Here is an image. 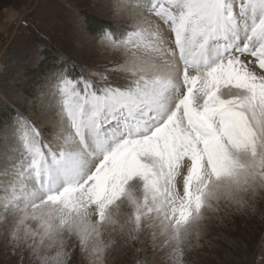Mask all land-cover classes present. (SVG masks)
<instances>
[{"label": "snow or ice", "instance_id": "obj_1", "mask_svg": "<svg viewBox=\"0 0 264 264\" xmlns=\"http://www.w3.org/2000/svg\"><path fill=\"white\" fill-rule=\"evenodd\" d=\"M108 70L58 63L57 128L13 108L0 139V236L24 264H190L214 221L264 198V0H108ZM87 66L82 65V69ZM259 264H264V256Z\"/></svg>", "mask_w": 264, "mask_h": 264}, {"label": "rangeland", "instance_id": "obj_2", "mask_svg": "<svg viewBox=\"0 0 264 264\" xmlns=\"http://www.w3.org/2000/svg\"><path fill=\"white\" fill-rule=\"evenodd\" d=\"M15 13L20 19L10 22ZM112 20L108 0H0V135L6 131L13 108L38 113L42 121L43 114L50 113L53 119H47L51 120L48 127L55 132L56 115L46 107L50 101L44 90L60 62H66V70L74 75L82 70L89 74L108 70L110 79L122 82L117 71L121 57L98 45L101 29L94 27ZM53 54L56 62L43 64V56ZM8 144L7 137L0 139V153L6 152ZM221 216L223 219L213 222L199 247L188 251L186 259L190 264H259L264 256V198L247 210ZM143 239L150 264H167L164 251L153 248L150 236ZM126 260L131 256L126 258L117 249L110 253L107 264H126ZM0 264H18L2 236ZM24 264L35 262L25 254ZM72 264H88L78 248Z\"/></svg>", "mask_w": 264, "mask_h": 264}, {"label": "bare ground", "instance_id": "obj_3", "mask_svg": "<svg viewBox=\"0 0 264 264\" xmlns=\"http://www.w3.org/2000/svg\"><path fill=\"white\" fill-rule=\"evenodd\" d=\"M20 16H21V15H20V14H17V13L13 14L12 17L10 18V22H17V21L20 19ZM43 117H44V119H43V120H44L43 123L46 124L47 126L50 125L51 120H50V122H49V121H47V119H48L49 117L53 119V117L51 116V114H50V113L48 114V113L45 112V113L43 114ZM50 118H49V119H50ZM49 119H48V120H49ZM56 120H57V118H56ZM53 121H55V120H53ZM53 121H52V122H53ZM56 124H57V123H56ZM53 125H54V124H53ZM54 126H55V125H54ZM51 127H52V126H51ZM55 129H56V128H55Z\"/></svg>", "mask_w": 264, "mask_h": 264}, {"label": "trees", "instance_id": "obj_4", "mask_svg": "<svg viewBox=\"0 0 264 264\" xmlns=\"http://www.w3.org/2000/svg\"><path fill=\"white\" fill-rule=\"evenodd\" d=\"M105 26H106V24L103 23V22H101V23H99V24H96L94 27L97 28V29H102V28H104ZM44 60H46V61H44ZM43 61H44L43 64L56 62V55L53 54L52 57H51L50 55H46V56L44 55V56H43ZM43 64H42V65H43Z\"/></svg>", "mask_w": 264, "mask_h": 264}]
</instances>
